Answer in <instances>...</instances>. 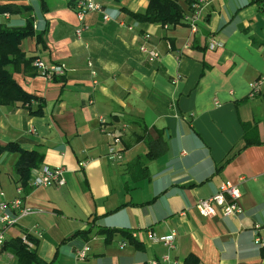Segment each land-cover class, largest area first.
<instances>
[{"label": "crops", "instance_id": "1", "mask_svg": "<svg viewBox=\"0 0 264 264\" xmlns=\"http://www.w3.org/2000/svg\"><path fill=\"white\" fill-rule=\"evenodd\" d=\"M76 1L0 0L29 7L0 14V24L20 27L29 19L40 33L42 43L35 35L22 39L26 56L64 66L50 79L33 61L12 72L25 91L42 98L40 113H31L38 100L0 104V144L42 154L26 184L14 171L19 153L0 154V200L15 197L21 186L34 210L5 232L6 240L31 233L47 264H72L86 243L83 264H151L165 254L178 264L188 255L196 264H264L255 242L264 238V5L211 0L192 32L183 20L162 25L129 14L144 12L149 0H96L110 19L90 12L76 36ZM180 3L186 11L188 0ZM212 38L217 48L209 47ZM142 44L158 58L149 60ZM254 81L259 89L250 95ZM100 118L126 125L121 161L104 155L109 138ZM148 136L166 141L164 154L146 157ZM248 137L254 141L243 146ZM139 156L148 176L135 180L129 166ZM43 165L63 167L65 183L33 187ZM225 181L239 186L241 214L200 215L195 201ZM148 230L175 232V248L151 241ZM0 264H17L9 246Z\"/></svg>", "mask_w": 264, "mask_h": 264}, {"label": "built area", "instance_id": "2", "mask_svg": "<svg viewBox=\"0 0 264 264\" xmlns=\"http://www.w3.org/2000/svg\"><path fill=\"white\" fill-rule=\"evenodd\" d=\"M210 1L211 0H188V9L183 13L182 20L188 24L192 32L197 30L200 14ZM73 9L79 23L75 30L76 36H79L81 31L86 28L84 19L88 13L101 12L104 21L110 19V14L106 12L96 0H77ZM127 28L132 29V26L127 25ZM219 45L220 43L217 40L213 38L210 39V48H217ZM139 50L149 60H156L159 56L154 49L147 47L146 44L140 45ZM33 65L40 70L41 74L47 79L52 78L54 75H61L64 73L63 65L60 64L48 67L40 58L34 59ZM259 85L260 81H254L250 84V95H253L258 91ZM100 122L102 133L109 138L108 146L104 154L105 157L111 162L121 161L124 153L122 134L126 130V125L119 124L118 126H114L113 124H107L103 118H100ZM85 163L86 160H81L79 165L84 166ZM63 171V167H50L48 165H43L35 170L30 181L31 185L33 187H47L50 185L61 186L65 183ZM15 191V197L0 200V255L3 244L6 241L5 232L9 228L17 225L21 218L34 211L24 202L22 197V187L17 186ZM0 195H3V192H0ZM239 198V186L230 181H225L214 194L198 198L194 203V207L202 216H210L217 211L221 212L222 215L237 216L242 212V208L238 201ZM34 232L40 234L37 230H34ZM146 234L151 241L161 242L168 250H173L175 248V232H170L163 236H157L153 231L148 230ZM131 236L134 238L136 233L132 231ZM255 242L263 245L264 238L257 236ZM89 251L90 246L87 243L77 248L73 254L72 264H83L88 257ZM151 264H178V262L174 259H170L169 255L165 254L160 259L152 260Z\"/></svg>", "mask_w": 264, "mask_h": 264}, {"label": "trees", "instance_id": "3", "mask_svg": "<svg viewBox=\"0 0 264 264\" xmlns=\"http://www.w3.org/2000/svg\"><path fill=\"white\" fill-rule=\"evenodd\" d=\"M256 1L264 5V0ZM28 8L26 5L15 3H0V14L21 12ZM184 11L180 0H149L144 12L130 11L129 14L139 22L176 25L182 23ZM32 35H35L37 43H42L40 33L35 32L29 19L20 27H9L0 24V104L12 105L16 102L29 104L32 100H38V109L31 113H40L43 103L42 98L25 91L12 76L13 71L20 69V65H23L24 70H27L26 67L37 58L36 56H26L20 47L22 39ZM253 141L248 137L243 146ZM145 142L147 146L146 157L148 159L157 158L166 151L167 144L162 138L154 139L148 136L145 137ZM4 151L19 153L14 171L19 175L22 184H26L32 169L36 168L42 161V154L35 149H24L16 142L0 144V154ZM229 159L230 157L226 158L222 164L218 165L217 170L219 171ZM129 168H134L133 176L136 178L135 180L144 179L148 176L146 163L143 162L140 156L132 162ZM100 231L105 232L106 230ZM128 235L130 236V234ZM6 246H9L17 257V264H47L38 257L36 251L37 238L29 232H23L22 235L6 240L3 247ZM262 252L264 253V244L262 245ZM184 262L185 264H196V260L192 255H188Z\"/></svg>", "mask_w": 264, "mask_h": 264}, {"label": "rangeland", "instance_id": "4", "mask_svg": "<svg viewBox=\"0 0 264 264\" xmlns=\"http://www.w3.org/2000/svg\"><path fill=\"white\" fill-rule=\"evenodd\" d=\"M4 19H3V17L2 16H0V21H3ZM3 23V22H2Z\"/></svg>", "mask_w": 264, "mask_h": 264}]
</instances>
